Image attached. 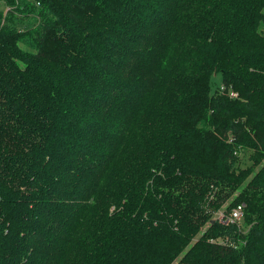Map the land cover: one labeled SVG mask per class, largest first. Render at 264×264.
I'll return each mask as SVG.
<instances>
[{"label":"trees","instance_id":"1","mask_svg":"<svg viewBox=\"0 0 264 264\" xmlns=\"http://www.w3.org/2000/svg\"><path fill=\"white\" fill-rule=\"evenodd\" d=\"M0 2V264H264V0Z\"/></svg>","mask_w":264,"mask_h":264},{"label":"rangeland","instance_id":"2","mask_svg":"<svg viewBox=\"0 0 264 264\" xmlns=\"http://www.w3.org/2000/svg\"><path fill=\"white\" fill-rule=\"evenodd\" d=\"M7 10H8L7 5L3 2H0V13H3L5 15ZM16 25L20 29L24 30L27 27L33 28L35 24H34L33 19L29 16V17L25 18V20H23L22 22L16 21ZM29 28H27V29H29ZM23 48L26 49L25 46H23ZM211 84H212L211 85L212 86L211 91H213L216 87L221 88L222 84H220V74H216L212 77ZM240 158H241L240 168L250 165L251 161L248 158V152H244L243 154H241Z\"/></svg>","mask_w":264,"mask_h":264},{"label":"built area","instance_id":"3","mask_svg":"<svg viewBox=\"0 0 264 264\" xmlns=\"http://www.w3.org/2000/svg\"><path fill=\"white\" fill-rule=\"evenodd\" d=\"M222 89V87H221ZM230 97H235V94L230 92ZM243 204L232 208L230 211L225 212L224 210H219L216 212L215 217L219 219L222 223H238L241 220Z\"/></svg>","mask_w":264,"mask_h":264}]
</instances>
